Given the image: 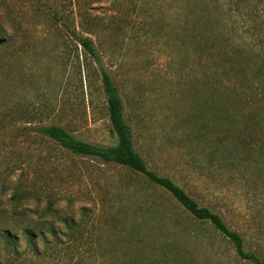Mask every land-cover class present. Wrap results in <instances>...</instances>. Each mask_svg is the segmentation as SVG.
Instances as JSON below:
<instances>
[{
	"label": "rangeland",
	"instance_id": "374dc122",
	"mask_svg": "<svg viewBox=\"0 0 264 264\" xmlns=\"http://www.w3.org/2000/svg\"><path fill=\"white\" fill-rule=\"evenodd\" d=\"M259 11L264 0H0V204L10 215L15 189L31 193L25 218L0 216V227L32 218L58 229L0 235V264H254L141 173L39 132L59 125L115 145L105 72L148 167L264 260Z\"/></svg>",
	"mask_w": 264,
	"mask_h": 264
},
{
	"label": "trees",
	"instance_id": "16d2710c",
	"mask_svg": "<svg viewBox=\"0 0 264 264\" xmlns=\"http://www.w3.org/2000/svg\"><path fill=\"white\" fill-rule=\"evenodd\" d=\"M258 15V16H257ZM256 16L255 26L264 29V17L260 11ZM243 27L250 28L251 25L243 24ZM250 30V29H249ZM3 32L0 30V40H2ZM77 39L90 53L94 55V48L92 40L88 37L78 36ZM104 89L107 96L109 119L112 129L117 136V143L110 146H100L77 139L66 128L59 125H50L39 128V132L44 137L51 139L65 149L74 154L81 156L96 157L105 163H114L127 167L133 171L141 173L150 182L160 186L169 192L173 198L185 208L194 218L200 221H206L226 237L236 249L238 255L245 260H249L254 264H264V260L260 259L256 254L247 252L245 250L244 241L242 237L235 231L231 230L225 223L220 214L214 212L206 206L200 205L194 198H192L182 187L176 184L172 179L160 175L158 172L150 169L144 158L134 148L132 130L126 122L124 115V104L119 93V89L108 73H104ZM31 198V193L28 191H21L16 188L10 198V215L3 209L5 205L0 204V216L5 219H14L19 215L25 218L27 208H19V204L23 201H28ZM31 210V209H30ZM53 203H50L46 209V215H52ZM47 223L45 221H33L32 218L27 219L21 227L17 230L9 226L0 227V235L7 240L15 239L16 232L21 233L29 240H34L36 234H45L50 232L54 234L58 229L51 226L50 229L45 230ZM61 232V231H60Z\"/></svg>",
	"mask_w": 264,
	"mask_h": 264
}]
</instances>
